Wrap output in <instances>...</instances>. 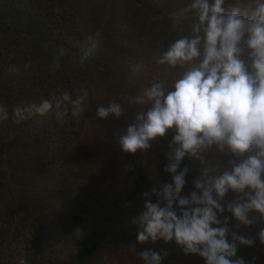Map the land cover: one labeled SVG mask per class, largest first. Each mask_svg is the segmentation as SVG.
Listing matches in <instances>:
<instances>
[{
    "label": "clouds",
    "instance_id": "clouds-1",
    "mask_svg": "<svg viewBox=\"0 0 264 264\" xmlns=\"http://www.w3.org/2000/svg\"><path fill=\"white\" fill-rule=\"evenodd\" d=\"M194 18L188 35L175 39L155 57V64L175 69L174 76L154 79L142 91L99 104L96 117L125 115L132 122L119 136L126 153L147 151L158 138L172 130L167 164L171 183L162 190L144 194L143 211L133 219L138 225L137 242L175 241L185 254H196L205 264H246L237 256L238 245L254 241L231 232V213L241 225L253 223L250 214L264 218V0H250L245 6L227 0H191L183 10ZM101 33L87 37L80 49L81 61L92 57L100 45ZM63 52L60 53L62 58ZM140 64L133 66L139 71ZM84 96L73 98L63 92L38 104L14 109L17 122L34 115L53 113L57 120L84 112ZM129 105L137 106L127 117ZM9 118L0 104V121ZM231 156L203 167L193 180L194 191L181 196L189 167L181 168L185 157L205 164L204 157ZM239 194L224 203L229 192ZM159 197L155 202L151 196ZM264 242V229L259 233ZM143 264H162L166 253L151 249L137 251ZM20 264H28L21 259Z\"/></svg>",
    "mask_w": 264,
    "mask_h": 264
},
{
    "label": "rangeland",
    "instance_id": "rangeland-1",
    "mask_svg": "<svg viewBox=\"0 0 264 264\" xmlns=\"http://www.w3.org/2000/svg\"><path fill=\"white\" fill-rule=\"evenodd\" d=\"M238 2L243 7L250 0H227L230 4ZM190 3L191 0H56V12L72 16L76 26L74 31L80 41L75 53L62 50L63 56L59 59L61 52H54L56 50L50 49L45 40L26 35L31 21L29 15L22 22L24 25L19 27L24 30L21 36L8 32V38L28 41L21 43L23 49L35 58L42 75L53 68L68 75L78 88L76 98L84 96V112L76 117L80 137L70 144L65 155L68 158L66 164L45 165L44 170L37 173V179L29 181V191L22 188L21 171L16 170V167L26 168L23 151L17 152V147L16 151L10 148L15 143V136L9 131L14 129L0 124V264H11L13 259L7 249L8 241L1 240L5 236L3 230L10 228L13 233L19 226L17 229L24 234L22 221L25 216H14L18 214L14 206L27 194L43 201L44 208L49 209V221L58 222L71 215L81 216L82 226L71 235L73 243L87 237L97 227L110 234L137 237L138 225L132 221L143 211L144 194L151 193L154 188L162 190L165 183H171L170 174L164 171L167 156L155 144H170L174 132L170 130L164 138H158L147 151L126 153L117 141L132 121L125 115L116 118L111 114L99 119L96 108L125 94L133 97L154 79L170 80L174 76L176 70L156 65L155 57L175 39L191 31L194 18L183 11ZM97 31L101 36L96 53L81 61V47L87 37ZM5 39L6 35L2 46ZM136 64L141 65L139 71H133ZM130 81H134L133 86ZM3 101L5 99L0 96V104L7 111L13 108ZM136 110L137 106L129 105L126 116L132 117ZM145 152L149 154L141 161ZM228 157V160L233 159ZM185 160L190 170L181 196H189L195 190L193 180L203 167L215 164L216 160L221 163V157L215 158L212 154L204 157L205 164L189 157L182 162ZM238 195L230 191L224 203L235 200ZM117 199L120 200L116 203ZM151 199L155 202L159 197L152 195ZM54 212L57 214L52 218L51 213ZM224 217H228L229 239L234 231L238 235L247 233L261 241L259 233L264 229V218L259 213L250 214L253 223L249 226L241 225L227 211L220 219L223 221ZM133 244L137 251L151 249L166 253L162 264H205L200 256L185 254L175 241L157 240L140 244L137 239L123 246L102 244L83 264H143L138 253L128 250ZM66 250L67 254L70 253L71 246ZM237 256L244 258L246 264H264V253L256 248L247 251L238 248Z\"/></svg>",
    "mask_w": 264,
    "mask_h": 264
},
{
    "label": "trees",
    "instance_id": "trees-1",
    "mask_svg": "<svg viewBox=\"0 0 264 264\" xmlns=\"http://www.w3.org/2000/svg\"><path fill=\"white\" fill-rule=\"evenodd\" d=\"M56 9V0H0V96L5 99L3 103L13 106L8 110L9 118L0 121V124L4 123L7 128L14 130H22L17 132L8 129L15 136V143L10 146L11 150L16 151L17 147V152L23 151L21 154L24 155L23 161L26 168L16 167V170L21 171L20 183L22 188L27 190L30 189L29 181L37 179V173L43 171L42 168L45 165L66 164L68 158L65 155L71 147L70 144L76 141L80 134L76 117H72L70 112L60 120H57L50 112L47 116L34 115L17 122L13 114L14 109L38 104L43 99L63 92L72 94L75 99L78 88H75L66 73H59L57 68L42 75L35 58L23 49L21 43L24 41L28 43V41L8 38L7 34L14 32L21 36V31L24 30L19 27L24 25L22 22L29 15L31 21H29L30 26L26 35L35 36L40 41L45 40V44L50 49L56 50L54 51L56 53L62 50L75 53L80 43L74 31L75 21L71 15L59 14ZM4 35L6 39L2 46ZM130 83L133 86L134 81ZM169 145L155 144L164 151L166 156L170 151ZM148 154L149 152H145L141 155V161ZM218 157V155L215 156V158ZM220 157L221 165L227 164L232 159L228 160V156ZM224 157H227V160ZM188 165L186 160L181 164L182 167H188ZM19 200L20 203L14 206L18 214L15 212L13 214L18 218L25 216V220L22 221L24 234L19 232L17 228L20 227L17 226L13 233L10 228L3 230L5 236L1 238L3 242L8 241L7 249L12 253L13 258L11 264H20L21 259H26L28 264H83L87 257L102 244L123 246L129 245L136 239L134 236L110 234L102 227H97L87 237L75 240L73 243L71 235L82 226L80 215L67 216L58 222L49 221L47 213L49 209L44 208L43 201L36 197H29L28 194ZM118 200L120 199L115 202L117 203ZM51 214L54 218L57 212ZM243 236L252 239L254 244L252 246L238 245L241 251L256 248L264 253L263 242L256 241L247 233ZM68 246H71V251L67 254Z\"/></svg>",
    "mask_w": 264,
    "mask_h": 264
}]
</instances>
